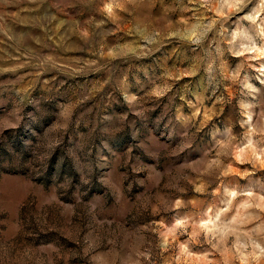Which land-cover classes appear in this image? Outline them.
<instances>
[{
    "label": "rangeland",
    "instance_id": "374dc122",
    "mask_svg": "<svg viewBox=\"0 0 264 264\" xmlns=\"http://www.w3.org/2000/svg\"><path fill=\"white\" fill-rule=\"evenodd\" d=\"M0 264H264V0H0Z\"/></svg>",
    "mask_w": 264,
    "mask_h": 264
}]
</instances>
